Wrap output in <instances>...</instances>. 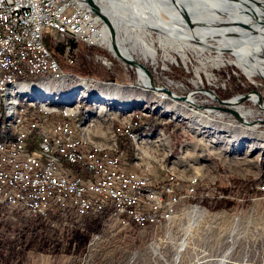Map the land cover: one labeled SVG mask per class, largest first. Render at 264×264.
<instances>
[{"label": "rangeland", "instance_id": "rangeland-1", "mask_svg": "<svg viewBox=\"0 0 264 264\" xmlns=\"http://www.w3.org/2000/svg\"><path fill=\"white\" fill-rule=\"evenodd\" d=\"M95 1L106 11L105 16L112 24L116 47L135 60L133 62L146 67L156 86L164 87L161 89L175 94V98L162 94L164 92H147L150 85L144 79L145 72L119 62L112 53L111 43L108 46L106 43L97 46L75 43L68 54L62 45H50L61 76L55 77L52 73L25 78L21 83L29 87L27 91H21L20 85L0 92V126L8 117L13 118L6 112L11 98H19L25 108H29L26 101L33 99L68 105L81 103L77 121L83 122V127L92 122L94 125L89 131L98 130L106 147L117 148L119 139L131 141L117 137L114 119L121 120L124 127L130 123L134 112L141 115L144 111L147 116H141L143 121L154 116L163 118L176 124L171 128L173 132L159 127L145 133L152 135H141L159 145L162 141L163 147L155 148L167 150L149 159L152 166L148 174L154 183L168 176L178 178L179 190L187 184L184 180L202 178L196 191L203 197L202 203L183 201L171 221L159 230L142 231L134 226L121 229L109 225V219L103 218L101 231L89 234L83 256L67 254L57 258L49 253H37L36 245L18 256L24 250L20 238L25 237L28 242L35 233L56 236L53 238L67 246L65 229L77 226L85 232L83 221L102 217L90 216L80 221L71 216L68 225H63L59 219L57 227H51L42 220L0 211V249L7 245L6 249L14 248L18 256L9 259L7 251L0 252V264H264V190L260 188L264 183V125L261 124L264 122V79L248 76L249 68L244 69L233 54L208 35H198L199 40L190 42L180 41L159 32L151 18L139 9V13L127 12L121 0H111L114 10L109 0ZM213 1L218 8H209L210 12L222 11L218 19L210 15V22L215 25L222 23L235 32H245L260 23L254 9L245 2ZM251 1L264 14V0ZM118 10L121 16H116ZM185 26L187 28H178L179 31L193 30ZM164 30L169 31V28ZM261 30L264 31V27ZM69 56L73 58L72 64L67 61ZM90 73L112 77L115 81L96 82L100 79L89 76ZM138 79L140 86L135 85ZM63 89L78 90V93L73 98V95L58 98ZM246 94L251 95L242 100L241 95ZM218 109L235 111L239 121ZM242 120L251 122L252 126ZM89 136L98 141L93 132H89ZM131 146L133 159L137 148L132 143ZM147 161L143 157V162ZM154 190L160 193V189ZM194 203L201 208H193ZM219 203L224 205L218 208ZM226 203H231V208H227ZM92 234L98 236L92 238ZM71 249H77L76 243Z\"/></svg>", "mask_w": 264, "mask_h": 264}, {"label": "built area", "instance_id": "built-area-1", "mask_svg": "<svg viewBox=\"0 0 264 264\" xmlns=\"http://www.w3.org/2000/svg\"><path fill=\"white\" fill-rule=\"evenodd\" d=\"M104 41L99 18L79 0H0V79L61 69L47 43L62 45L68 54L72 44L97 46ZM67 61L72 64L73 58ZM114 120L117 137L131 141L129 128ZM143 120L134 119L133 125ZM75 122L70 113L49 112L47 107L42 113L23 114L18 144L0 148V211L57 227L59 219L68 225L71 216L82 221L108 209L109 225L144 231L170 222L183 201L202 203L196 192L202 178L184 180L183 190L170 176L154 183L149 161L127 162L126 151L118 146L108 151L98 130L89 131L98 141L85 132L73 134ZM36 130L45 132L46 143L35 140ZM146 184L159 187L160 195L138 194V186ZM260 188L264 190V183ZM192 207L201 208L196 203Z\"/></svg>", "mask_w": 264, "mask_h": 264}, {"label": "bare ground", "instance_id": "bare-ground-1", "mask_svg": "<svg viewBox=\"0 0 264 264\" xmlns=\"http://www.w3.org/2000/svg\"><path fill=\"white\" fill-rule=\"evenodd\" d=\"M92 1L96 5L98 11L103 16H105L106 14L105 11L97 4L95 0H92ZM115 1H120V0H115ZM133 1L136 7L141 12L147 14L151 18L154 25L156 26V29H158L159 32H161L162 34L169 35L172 38H175L180 41H185V42L199 40L201 37H199L198 35H208L210 36L211 39H214L215 41L219 42L222 46H224L227 52L233 54L236 57V59L240 61V64L243 68L244 67H246V69L249 68L247 69L248 73H246V71L244 70L248 76L250 75H252V77L260 76V78L264 79L263 78L264 76V31L261 30V28L264 27V14L257 9V6L255 7V4L251 0H239V1L247 3L254 9L260 23L254 24L249 30H246L245 32H235L229 29L228 27H225L226 25L222 23H219L216 25L211 23L210 18H209L210 15H212L214 19L215 18L218 19L219 15L222 14V11L220 12L211 11L210 12L211 9L209 8H218L215 6L216 2H214L213 0H133ZM127 2H128L127 0H121L120 2L121 6L125 8L126 11H128V9L125 7V4H127ZM109 3L111 4L112 10H114L113 2L109 0ZM183 14L188 15L190 22L194 26V28L190 27V29H193V30L189 32L179 31L178 29V28H181V26L187 28V26H185L187 24L183 17ZM118 15L121 16V12L119 10L116 16ZM100 23L103 27L105 38L106 37L108 38V30L106 29V27H104L101 21ZM167 27L169 28V31L164 30ZM252 35L253 36L258 35V36L252 37V39H247V40L243 39L244 37H249ZM104 43H106L108 46L110 44L109 38L106 39ZM231 44L235 45L236 48L232 47ZM117 49L119 53H121L122 55L125 54L123 53L124 51L121 50L120 47H118ZM125 58L135 61L127 57V55L125 56ZM245 60L248 61L249 63H246ZM143 71L146 72V70H143ZM52 73L54 74L55 77L59 75L61 76L60 69H48L47 71L44 72V74H40V72H30V73L19 74V78L3 77L0 79V92L2 93L7 92L9 88H11L12 86H20V85L22 86H20L21 88L19 87V89L25 92L29 89V87L23 86V83H21L22 79L32 78V77H37V76L41 77V75L52 74ZM253 73L255 74L253 75ZM146 84L149 85L147 80H146ZM162 90H165V89H162ZM158 92H162V91H158ZM162 94H166V93L164 92ZM14 99L15 98H11L10 100H8L7 106H6V107H9L6 109V112L10 114L9 116H12L13 118L9 119L8 117V119L4 120V123H1L0 127H2V129L12 131L13 134L15 133L14 135L15 137L12 141L11 140L0 141V148H8L11 145L18 144L17 136L19 134L20 124H21V121L23 120L22 117L24 113H29V112L42 113L45 107H47L49 112L70 113V119H76V122L73 125V134H82L85 132L87 135V138L90 139L89 128L93 127L94 124L91 122L88 126L83 127L84 123L77 121V117L79 113H81V107H82L81 103L75 104V105H72L70 103L68 105L67 103L58 104L56 102L33 99V101L31 102L26 101L29 108H25V106H23L19 102L20 100L19 98H17L16 100ZM259 107H261V102H259ZM141 112H140L141 115L140 114L135 115V112H134L133 118L129 121L130 123H128V125L125 124L124 127L121 121V126L123 128H129L127 130V137H130L132 143L136 145V148L138 150L136 155H138L139 161L143 159L142 156H144L145 159H147L148 157L145 150L143 149L145 146L151 144L154 147H163L162 141H161V144L159 145V144H156L151 139H147L145 136L137 135L133 132V128L138 125V124L133 125V119H137V118L142 119L141 116L144 117L146 115L144 111H141ZM243 122L247 123L248 126H252L251 122L250 123L247 121H243ZM35 136L40 139V142L38 143H46V135L43 130L34 131V138ZM105 148H107L108 151H117V148L106 147V143H105ZM147 185H153V184L139 185L138 194L149 195L150 197H158L160 193L158 191H155L154 189H149V188L147 189ZM157 192L159 193L158 195H157Z\"/></svg>", "mask_w": 264, "mask_h": 264}, {"label": "trees", "instance_id": "trees-1", "mask_svg": "<svg viewBox=\"0 0 264 264\" xmlns=\"http://www.w3.org/2000/svg\"><path fill=\"white\" fill-rule=\"evenodd\" d=\"M48 48L51 50L52 54L55 57V54L53 53V49L52 47L47 43ZM56 58V57H55ZM89 76H93L96 77L100 80H104V81H109V80H113L115 81L114 78L110 77H101V76H96L95 74L90 73ZM26 82H33L31 80H25ZM39 80H35L34 82H37ZM2 120L5 119V115L2 112ZM83 118V115L80 117V119ZM159 127L164 128L165 130H170L171 128H175L176 124L173 122H168L166 120H164L163 118L154 116L151 117L150 119H146V121H143L142 124H138L136 127L133 128V132L137 135H151V134H145L148 132H154L156 131ZM14 138V134L11 133L10 131H3L0 129V141L3 140H7V139H13ZM132 143V141H131ZM130 142H126L123 139H119L117 141V144L119 147L121 148H125L127 150V162L130 161L132 159L133 156V147L131 146ZM133 146L134 143H132ZM133 160V159H132ZM132 162V161H131ZM224 204L223 203H219V205L217 206L218 208L222 207ZM231 203H226V207L227 208H231ZM109 214V210L106 209L101 215L100 217H102L101 219H95L93 217V219H95L94 221H83L82 223V227L85 229V232H81L79 227H74L72 230H66L67 233V239H68V243L69 245L64 246V244L60 241L57 240L56 236H49V235H39L38 233L32 234L31 238L28 240V242H26V238L22 237L20 238V245L24 248V250L22 249L19 253L18 256L22 255L24 253V251L29 250L31 247H35V245L37 246L36 251L37 253H49L51 254L52 257L57 258L60 257L62 255H67V254H74V255H78V256H83L84 252H85V246L89 240V234L91 232L94 233H99L101 231V220L104 218H107ZM81 225V224H80ZM69 231V233H68ZM65 233V234H66ZM76 243L77 245V249L72 250L71 249V245ZM5 245V249H3L1 247L0 252L3 251H7V254L9 256V259H14L17 258V254L14 253V248L13 249H6Z\"/></svg>", "mask_w": 264, "mask_h": 264}, {"label": "water", "instance_id": "water-1", "mask_svg": "<svg viewBox=\"0 0 264 264\" xmlns=\"http://www.w3.org/2000/svg\"><path fill=\"white\" fill-rule=\"evenodd\" d=\"M81 3H83L87 9H89L95 16H97L100 21L103 23L104 27H106V29L108 30V38L110 39V43H111V48H112V53L114 55V57L119 61L121 62L124 66H127V67H131L135 70H137V68H140L142 70H146L145 72V76H144V79L147 80L149 82V85H150V88L149 90H147V92H158V91H162V92H165L170 98H175L174 95H172V93L168 90H162L161 88H164V87H160V86H156L155 82H154V78L152 76V74L150 73V71L144 67L143 65H141L138 61L137 62H133L132 60H129V59H126L125 57H123L117 47H116V44H115V41H114V38H115V33H114V30L112 28V25L110 23V21L105 17L103 16L97 9L96 5L94 4V2L92 0H79ZM232 1H237V0H232ZM183 17L186 21V24L191 27L192 26V23L190 22V19L188 17V15H184L183 14ZM137 72V71H136ZM138 73V72H137ZM74 74V73H73ZM77 75L78 77L80 78H84L78 74H75ZM98 80V79H97ZM140 80L138 79V81L135 83L136 86H140ZM96 82H101V83H105L107 84L105 81H96ZM111 83H113L111 81ZM76 86H78V88L80 87V85H78V83H75ZM117 85V84H116ZM78 90H76V92H70L69 89H63L62 93L60 94V96H58V98H62L64 97L63 95H67L68 97H71L72 95V98L74 97V95H77V92ZM68 93V94H66ZM121 92L117 93V96L120 95ZM149 94V93H148ZM252 94V93H251ZM249 94V95H251ZM248 94L246 95H241V98L242 100H245V99H248ZM173 96V97H172ZM71 98V99H72ZM120 98V97H119ZM65 100V99H64ZM68 101V100H67ZM214 101H219V99H215ZM218 110H221V111H224L225 113L229 114V115H232L233 117L236 118L237 121L238 120V115L235 111L233 110H230V109H218ZM262 125H264V122L261 123Z\"/></svg>", "mask_w": 264, "mask_h": 264}, {"label": "crops", "instance_id": "crops-1", "mask_svg": "<svg viewBox=\"0 0 264 264\" xmlns=\"http://www.w3.org/2000/svg\"><path fill=\"white\" fill-rule=\"evenodd\" d=\"M128 2H127V4H125V7L128 9V11L127 12H131V13H138V12H140L139 10H138V8L136 7V5H135V3H134V1L133 0H127ZM106 12V11H105ZM152 135V134H151ZM158 137V136H157ZM148 146V147H147ZM147 146H145L143 149L145 150V152H146V154L148 155V157H147V160L149 161V159H153V157L155 156V155H157V154H160L161 152H166L165 151V149L163 148V149H157V148H155L153 145H147ZM166 146L168 147V149L170 148L171 149V147H169L168 146V143H166ZM134 148H136L135 146H134ZM148 150V151H147ZM138 150L136 149V152H137ZM171 152H172V149H171ZM187 152V151H186ZM138 163L139 162V160H138V155H136V153H135V156H134V158H133V160H132V162L131 163ZM160 189L159 187H155L154 185H147V189Z\"/></svg>", "mask_w": 264, "mask_h": 264}]
</instances>
